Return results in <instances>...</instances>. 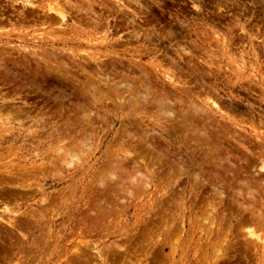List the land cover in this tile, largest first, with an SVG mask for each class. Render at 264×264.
Masks as SVG:
<instances>
[{
    "label": "rangeland",
    "instance_id": "rangeland-1",
    "mask_svg": "<svg viewBox=\"0 0 264 264\" xmlns=\"http://www.w3.org/2000/svg\"><path fill=\"white\" fill-rule=\"evenodd\" d=\"M0 6V264H264V0Z\"/></svg>",
    "mask_w": 264,
    "mask_h": 264
},
{
    "label": "bare ground",
    "instance_id": "bare-ground-1",
    "mask_svg": "<svg viewBox=\"0 0 264 264\" xmlns=\"http://www.w3.org/2000/svg\"><path fill=\"white\" fill-rule=\"evenodd\" d=\"M61 1H62V0H61ZM63 2H64V1H63ZM61 4H62V3H61ZM130 5H131V4H130ZM63 7H64V6H63ZM136 7H137V6H136ZM141 8H142V7H141ZM61 12H62V11H61ZM139 12H140V11H139ZM57 14H58V13H57ZM141 14H142V13H141ZM58 15H60V16H61V19H63V14H62V13H60V14H58ZM142 15H143V14H142ZM149 21H150V20H149ZM149 23H150V22H149ZM121 26H122V25H121ZM140 26H141V25H140ZM137 28H138V27H137ZM136 30H137V29H136ZM138 31H139V30H138ZM132 32H133V31H132ZM115 33H116V32H115ZM155 33H156V31H155ZM155 33H154V34H155ZM131 35H132V34H131ZM143 35H144V34H143ZM143 35H142V36H143ZM150 35H151V34H150ZM133 36H134V35H133ZM142 36H141V37H142ZM151 36H152V35H151ZM145 39H146V38H145ZM118 47H119V46H118ZM92 58H94V56L91 57L90 59H92ZM80 59H81V58H80ZM5 61H6V60H5ZM90 62H91V61H90ZM4 64H5V63H4ZM4 64H3V65H4ZM104 66H105V65H104ZM112 66H113V65H112ZM65 67H66V66H65ZM66 68H67V67H66ZM91 69H92V68H91ZM92 70H93V69H92ZM93 73H94V72H93ZM96 75H97V74H96ZM114 75H115V74H114ZM159 75H160V74H159ZM140 76H142V75H140ZM166 76H167V74H166ZM29 77H31V76L29 75ZM52 77H55V75L52 76ZM109 77H110V76H109ZM109 77H108V78H109ZM167 77H168V76H167ZM102 78H103V77H102ZM110 78H111V77H110ZM104 79H107V78L104 77ZM32 80H33V79H32ZM102 80H103V79H102ZM62 81H63V80H62ZM105 81H106V80H105ZM63 82H64V81H63ZM88 82H89V81H88ZM106 82H107V81H106ZM108 82H109V81H108ZM121 82H122V81H121ZM128 82H129V81H128ZM66 83H67V82H66ZM66 83H65V84H66ZM125 83H126V82H125ZM61 84H63V83H61ZM91 84H92V83H91ZM104 84H105V83H104ZM134 84H135V83H134ZM149 84H150V83H149ZM72 85H73V84H72ZM86 85H87V84H86ZM89 85H90V84H88V87L90 88ZM115 86H116V85L114 84V87H115ZM107 87H108V86H107ZM110 87H111V86H110ZM114 87H113V88H114ZM121 87H122V86H121ZM85 88H86V87H85ZM91 88H92V87H91ZM125 88H126V87H125ZM69 89H70V88H69ZM81 89H82V88H81ZM96 89H97V88H96ZM136 90H137V89H136ZM139 90H140V89H139ZM97 91H98V90H97ZM109 91H110V90H109ZM124 91H125V90H124ZM140 91H141V90H140ZM140 91H138V92H140ZM78 92H79V91H78ZM80 92H81V91H80ZM80 92H79V93H80ZM91 92H92L91 95H93V93H95V92H93V91H91ZM113 92H114V91H113ZM138 92H137V94H138ZM143 92H144V91H143ZM163 92H164V91H163ZM82 93H83V92H82ZM135 93H136V92H135ZM140 93H141V92H140ZM89 94H90V93H89ZM141 94H142V93H141ZM53 95H54V94H53ZM91 95H90V96H91ZM95 95H96V94H95ZM111 95H112V94H111ZM133 95H134V94H133ZM105 96H106V95H105ZM135 96H137V95H135ZM148 96H149V95H148ZM103 97H104V96H103ZM131 97H132V95H131ZM191 97H192V96H191ZM88 98H89V97H88ZM115 99H116V98H115ZM128 99H129V98H128ZM140 100H141V99H140ZM25 101H26V100H25ZM166 101H168V100H166ZM3 102H4V101H3ZM59 102H60V101H59ZM61 102H62V101H61ZM94 102H95V101H94ZM110 102H111V101H110ZM110 102H109V103H110ZM91 103H92V102H91ZM153 103H154V102H153ZM155 103H156V102H155ZM161 103H162V102H161ZM161 103H160V104H161ZM163 103H164V102H163ZM2 104H5V103H2ZM132 104H133V103H132ZM158 104H159V103H158ZM214 104H215V103H214ZM7 105L9 106V104H7ZM7 105H6V106H7ZM77 105H78V104H77ZM128 105H129V104H128ZM128 105H127V106H128ZM153 106H154V105H153ZM76 107H77V106H76ZM4 108H5V107H4ZM193 108H194V107H193ZM196 108H197V107H196ZM18 109H19V108H18ZM21 109H22V108H21ZM21 109H20V110H21ZM24 109H25V108H24ZM75 109H76V108H75ZM100 109H101V108H100ZM100 109H99V110H100ZM86 110H89V109H86ZM170 110H171V109H170ZM196 110H197V109H196ZM15 111H16V110H15ZM165 111H166V109H165ZM165 111H164V112H165ZM182 111H183V110H182ZM26 112H27V111H26ZM26 112H25V113H26ZM86 112H87V111H86ZM102 112H103V111H102ZM168 112H169V111H168ZM21 113H24V111L21 112ZM27 113H28V112H27ZM56 113H57V112H56ZM78 113H79V112H78ZM166 113H167V111H166ZM15 114H16V113H15ZM29 114H30V113H29ZM85 114H86V113H85ZM103 114H104V113H103ZM167 114H169V113H167ZM167 114H166V115H167ZM22 115H23V114H22ZM22 115H20V117H21ZM24 115H25V114H24ZM40 115H41V114H40ZM75 115H76V114H75ZM78 115H79V114H78ZM155 115H156V114H155ZM170 115H171V114H170ZM18 116H19V115H18ZM87 116H88V115H87ZM167 116H168V115H167ZM22 117H23V116H22ZM24 117H25V116H24ZM54 117H55V116H54ZM88 117H89V116H88ZM165 118H166V117H165ZM14 119H15V118H14ZM20 119H21V118H20ZM44 120H45V119H43V121H44ZM99 120H100V119H99ZM39 122H42V121H39ZM46 122H47V121H46ZM46 122H45V123H46ZM177 123H178V122H177ZM24 124H25V123H24ZM39 126H40V125H39ZM69 128H70V127H69ZM59 129H60V128H59ZM67 129H68V128H67ZM143 129H144V128H143ZM149 129H150V128H149ZM158 129H160V128H158ZM195 129H196V128H195ZM202 129H203V128H202ZM56 131H57V130H56ZM58 131H59V130H58ZM75 131H76V130H75ZM139 131H140V130H139ZM85 132H86V131H85ZM45 133H46V131H45ZM60 133H61V132H60ZM135 133H136V132H135ZM199 133H200V132H199ZM203 133H204V132H203ZM130 134H132V133H130ZM145 135H146V133H145ZM137 137H138V136H137ZM38 138H39V137H38ZM56 139H57V138H56ZM192 140H193V139H192ZM210 140H211V139H209V141H210ZM176 141H177V140H176ZM209 141H208V142H209ZM211 141H212V140H211ZM17 142H18V141H17ZM88 143H89V142L84 143V144H88ZM98 143H99V142H98ZM117 144H118V143H117ZM148 145H149V144H148ZM90 146H91V145H90ZM86 147H87V146H86ZM87 148H88V147H87ZM61 149H62V148H61ZM63 149H65V148H63ZM57 150H58V148H57ZM66 151H67V150H66ZM82 151H84V150H82ZM118 151H119V150H118ZM56 152H57V151H56ZM67 152H68V151H67ZM71 152H72V151H71ZM80 152H81V151H80ZM87 152H88V151H87ZM65 153H66V152H65ZM65 153H64V155H65ZM69 153H70V152H69ZM83 153H84V152H83ZM122 153H123V152H122ZM138 153H139V152H138ZM142 153H143V152H142ZM67 154H68V153H67ZM126 154H127V152H126ZM71 155H72V154H71ZM76 155H77V154H76ZM113 155H114V154H113ZM129 155H130V154H129ZM133 155H134V154H133ZM137 155H139V154H137ZM140 155H141V154H140ZM68 156H69V155H68ZM72 156H73V155H72ZM74 156H75V155H74ZM123 156H124V155H123ZM130 156H131V155H130ZM76 157H77V156H75V160H77ZM125 157H126V155H125ZM134 157H135V155H134ZM217 157H218V156H217ZM69 158H70V157H69ZM123 158H124V157H123ZM64 159H65V157H64ZM71 159H72V157H71ZM118 159H119V158H118ZM132 159H133V158H132ZM132 159H131V160H132ZM139 159H140V158H139ZM69 160H70V159H69ZM123 160H124V159H123ZM126 160H128V159H126ZM131 160H130V161H131ZM134 160H135V159H134ZM216 160H217V159H216ZM226 160H227V159H226ZM61 161H62V160H61ZM132 161H133V160H132ZM113 162H114V161H113ZM122 162H123V161H122ZM134 162H136V161H133V163H134ZM110 163H111V162H110ZM218 163H219V162H218ZM68 164H69V162H68ZM71 164H72V163H71ZM105 164H106V163H105ZM140 164H141V163H140ZM149 164H150V163H149ZM69 165H70V164H69ZM134 165H135V164H134ZM262 165H263V164H262ZM70 167H71V166H70ZM112 167H113V166H112ZM128 167H129V166H128ZM178 167H179V165H178ZM103 169H104V168H103ZM111 169H112V168H111ZM111 169H110V171H111ZM118 169H119V168H118ZM116 170H117V169H116ZM133 170H134V168H133ZM136 170H137V169H136ZM178 170H179V169H178ZM259 170H261V168H259ZM112 171H113V169H112ZM137 171H138V170H137ZM179 171H180V170H179ZM181 171H182V168H181ZM183 171H184V170H183ZM228 171H229V170H228ZM261 171H262V170H261ZM105 172H107V171H105ZM133 172H134V171H133ZM135 172H136V171H135ZM177 172H178V171H177ZM212 172H213V171H212ZM137 173H138V172H137ZM180 173H181V172H180ZM182 173H184V172H182ZM111 174H112V173H110V174L108 173L107 175H111ZM185 174H186V173H185ZM215 174H216V173H215ZM18 175H19V174H18ZM20 175H21V174H20ZM30 175H31V174H30ZM116 175H117V174H116ZM120 175H121V174H120ZM126 175H127V174H126ZM141 175H142V174H141ZM179 175H180V174H179ZM181 175H182V174H181ZM194 175H195V174H194ZM217 175H218V174H217ZM128 176H129V175H128ZM102 177H103V176H102ZM104 177H105V176H104ZM113 177H114V176H113ZM131 177H132V176H131ZM217 177H219V175H218ZM124 178H125V177H124ZM10 179H11V177H10ZM106 179H107V177H106ZM127 179H128V178H127ZM131 179H132V178H131ZM142 179H143V178H142ZM98 180H99V178H98ZM101 180H102V179H101ZM120 180H121V179H120ZM140 180H141V179H140ZM134 181H135V180H134ZM99 182H100V181H99ZM102 182H104V181H102ZM132 182H133V181H132ZM100 184H101V183H100ZM221 184H222V183H221ZM5 185H6V184H5ZM133 185H134V184H133ZM102 186H103V185H102ZM114 186H115V185H114ZM122 189H123V188H122ZM133 189H134V188H133ZM246 189H247V188H246ZM38 190H39V189H38ZM238 190H239V189H238ZM251 190H252V189H251ZM251 190H250V191H251ZM36 191H37V190H36ZM232 191H233V190H232ZM239 191H240V190H239ZM239 191H238V192H239ZM216 192H217V191H216ZM221 192H222V191H221ZM122 193H123V192H122ZM126 193H127V192H126ZM131 193H132V192H131ZM239 193H240V192H239ZM129 194H130V193H129ZM219 194H220V192H219ZM219 194H217V195H219ZM57 195H58V194H57ZM236 195H237V193H236ZM252 195H253V194H252ZM131 196H132V195H131ZM219 196H221V195H219ZM237 196H238V195H237ZM246 196H247V195H246ZM250 196H251V195H250ZM53 197H54V196H53ZM235 197H236V196H235ZM115 198H116V197H115ZM214 198H215V197H214ZM237 198H238V197H237ZM239 198H240V197H239ZM233 199H234V198H233ZM252 199H253V198H252ZM254 199H255V198H254ZM249 200H250V199H249ZM48 201H49V200H48ZM105 201H108V199H105ZM241 201H242V200H241ZM109 202H110V201H109ZM109 202H108V203H109ZM123 202H124V201H123ZM236 202H237V201H236ZM49 203H50V201H49ZM110 203H111V202H110ZM207 203H208V202H207ZM235 204H236V203H235ZM104 205H106V204L104 203ZM249 206H250V205H249ZM96 207H97V206H96ZM102 207H103V209H104V206H102ZM246 207H247V206H246ZM50 208H51V207H50ZM100 208H101V207H100ZM98 209H99V208H98ZM98 209H97V210H98ZM88 211H89V210H88ZM104 211H105V209H104ZM97 212H98V211H97ZM97 212H96V213H97ZM100 213H101V212H99V213H97V214H100ZM102 213H103V212H102ZM118 213H119V212H118ZM259 213H260V212H259ZM104 214H105V213H104ZM104 214H103V215H104ZM54 215H55V214H54ZM92 215H93V217L96 216V215L94 216V214H91V216H90L91 219L93 218ZM115 215H116V214H115ZM210 215H211V214H210ZM259 215H260V214H259ZM88 216H89V215H88ZM100 216H101V215H100ZM98 217H99V216H98ZM209 217H210V216H209ZM44 218H45V217H44ZM85 218H86V217H85ZM99 218H100V217H99ZM103 218H104V217H103ZM207 219H208V218H207ZM94 220H96V218H94ZM99 220H100V219H99ZM99 220H98V221H99ZM84 221H85V220H84ZM211 222H212V221H211ZM257 222H258V221H257ZM91 223H93V221H92ZM91 223H90V224H91ZM60 224H61V223H60ZM92 225H93V224H92ZM92 225H91V226H92ZM94 225H95V224H94ZM92 227H93V226H92ZM16 228H17V227H16ZM88 228H89V226H88ZM46 230H47V229H46ZM92 230H93V229H92ZM248 233H249V232H248ZM18 234H19V233H18ZM107 235H108V234H107ZM235 236H236V235H235ZM250 236H251V235H250ZM250 236H249V237H250ZM257 237H258V236H257ZM205 242H206V241H205ZM217 243H219V242H217ZM263 243H264V242H263ZM219 245H220V244H219ZM221 245H222V244H221ZM222 246H223V245H222ZM81 251H82V250H81ZM222 252H223V251H222ZM116 254H117V253H116ZM117 255H118V254H117ZM79 256H80V254H79ZM170 256H171V255H170ZM24 257H25V256H24ZM91 257H92V256H91ZM119 257H120V255H119ZM67 258H68V257H67ZM71 258H72V257H71ZM117 258H118V257H117ZM90 259H91V258H90ZM96 259H97V258H96ZM74 260H75V259L72 260V263H73ZM93 260H94V259H93ZM81 261H82V260H81ZM94 261H95V260H94ZM81 263H82V262H81ZM106 263H107V262H106ZM130 263H131V260H130ZM73 264H74V263H73ZM75 264H76V262H75ZM87 264H88V263H87ZM98 264H99V263H98Z\"/></svg>",
    "mask_w": 264,
    "mask_h": 264
},
{
    "label": "flooded vegetation",
    "instance_id": "flooded-vegetation-1",
    "mask_svg": "<svg viewBox=\"0 0 264 264\" xmlns=\"http://www.w3.org/2000/svg\"><path fill=\"white\" fill-rule=\"evenodd\" d=\"M1 10H3V9H2L1 6H0V11H1Z\"/></svg>",
    "mask_w": 264,
    "mask_h": 264
}]
</instances>
